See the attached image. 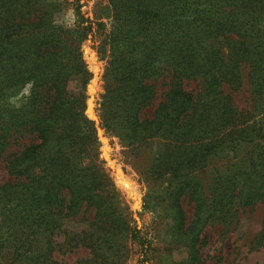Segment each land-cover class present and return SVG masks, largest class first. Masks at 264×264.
<instances>
[{"label":"trees","instance_id":"16d2710c","mask_svg":"<svg viewBox=\"0 0 264 264\" xmlns=\"http://www.w3.org/2000/svg\"><path fill=\"white\" fill-rule=\"evenodd\" d=\"M88 3L74 0L76 28L69 29L54 23L57 7L45 0H0V157L16 134L37 139L10 158L14 180L0 184L8 235L32 236L28 247L50 257L56 245L47 233L86 206L98 221L69 237L70 246L89 248L103 264L116 229L144 245L119 212L104 166L126 172L111 159L113 136L132 144L160 139L164 149L152 168L178 179L177 204L190 192L198 219L208 200L211 217L223 221L264 204V115L256 112L264 107V0H108L109 22L93 19ZM244 66L251 109H239L226 89L243 83ZM165 71L170 90L152 117H142ZM74 75L81 91L68 88ZM191 80L197 93L184 86ZM26 86L23 102L10 104L11 93ZM229 153L207 199L195 171ZM128 192L139 206L136 185L128 182ZM33 234L46 244L35 245Z\"/></svg>","mask_w":264,"mask_h":264},{"label":"rangeland","instance_id":"374dc122","mask_svg":"<svg viewBox=\"0 0 264 264\" xmlns=\"http://www.w3.org/2000/svg\"><path fill=\"white\" fill-rule=\"evenodd\" d=\"M45 3L50 4V8L57 7L54 14L55 24L69 29L76 28L74 0H45ZM108 4V0H89V15L93 19L109 22L111 9ZM99 67L102 75L101 63ZM242 76L243 83L237 89L229 86L226 89L239 109H251L252 90L246 66L243 67ZM171 79V74L165 71L156 80V96L142 111V117L153 116L156 107L170 90ZM81 80L80 75L72 76L68 81L69 90L81 91ZM184 86L194 93L200 90L197 81H185ZM28 87L12 92L8 102L15 105L22 103L29 92ZM256 112L258 117L264 115V107L258 108ZM112 139L111 159L116 167L122 166L126 171L120 175L118 171L110 169L108 161L104 164L112 178L114 201L119 212L131 227L137 229L145 244L125 237L116 229L113 242L104 248L103 264H264V241L260 240L264 224L262 202L242 207L235 217L223 221L211 217L214 209L208 206V200L198 219L197 202L192 199L190 192L181 196L177 204L174 193L178 179L172 180L169 174L159 176L155 168H152L155 159L164 149L160 139H152L142 144H132L125 137L113 136ZM35 141L36 137L29 133L16 134L9 139V145L0 157V184L14 180L8 170L10 158ZM228 157H231V153L228 156L222 154L208 163L205 170L195 171L200 176L207 199L211 197L209 188L215 170L224 169L228 165ZM221 164L224 165L220 166ZM128 182L137 187L139 206H135L134 197L129 195ZM144 200L149 203L146 208H143ZM94 220H97L96 209H87L86 206L82 207L78 215L64 218L61 230L47 233L49 236L51 234L52 245H56V249L48 257L41 248L28 247L32 236H21L19 241L10 237L0 214V264H40L38 259L44 264H101V258L89 248L81 244L69 245V237L75 233L82 230L92 231L91 222ZM33 235L38 237L34 238L35 245L41 247L46 244L45 237ZM195 235L197 236L193 238ZM16 243L17 246L23 244V248L17 249Z\"/></svg>","mask_w":264,"mask_h":264}]
</instances>
